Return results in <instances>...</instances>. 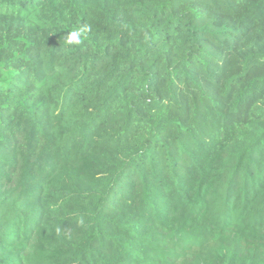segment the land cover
<instances>
[{
    "label": "trees",
    "instance_id": "1",
    "mask_svg": "<svg viewBox=\"0 0 264 264\" xmlns=\"http://www.w3.org/2000/svg\"><path fill=\"white\" fill-rule=\"evenodd\" d=\"M0 264H264V0H0Z\"/></svg>",
    "mask_w": 264,
    "mask_h": 264
},
{
    "label": "clouds",
    "instance_id": "2",
    "mask_svg": "<svg viewBox=\"0 0 264 264\" xmlns=\"http://www.w3.org/2000/svg\"><path fill=\"white\" fill-rule=\"evenodd\" d=\"M88 27L82 26L72 31L67 32L65 36V42L69 46H78L82 43V38L85 37V34L88 32Z\"/></svg>",
    "mask_w": 264,
    "mask_h": 264
}]
</instances>
